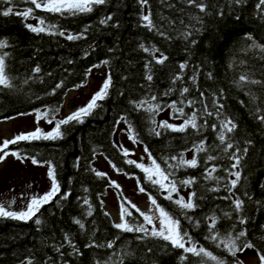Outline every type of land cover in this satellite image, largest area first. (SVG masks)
Here are the masks:
<instances>
[{"label":"trees","instance_id":"16d2710c","mask_svg":"<svg viewBox=\"0 0 264 264\" xmlns=\"http://www.w3.org/2000/svg\"><path fill=\"white\" fill-rule=\"evenodd\" d=\"M197 3H203L204 11L188 0H147L145 4L140 0H106L93 6L91 12L76 15L35 8L27 19L0 15V40L8 43L0 52L8 53L6 72L13 84L11 89L0 88V121L37 110L59 109L50 113L56 118L67 93L84 85L93 68L105 67L111 77L107 97L98 101L100 106L83 123L62 125V139L9 145L10 151L34 156L41 164L51 161L56 166L60 192L32 220L0 218V264H120L121 260L123 264H216L192 254L182 260L183 250L168 242L115 228L117 222L104 202L108 188L114 186L107 174L96 175L104 173L95 165L100 155L120 172L138 177L145 192L180 220L192 242L225 264L245 262L241 252L233 257L223 245L218 247V242L209 239L210 217L216 218L215 231L221 237L246 230L244 239L255 247L244 251L264 254V122L257 118L264 115V5L260 0ZM8 7L23 12L33 5L28 0H13L12 4L0 0V12ZM148 14L152 27L142 19ZM108 16L112 19L102 24ZM41 19L45 27H54L41 33L26 27L33 25L31 20H36L33 26H37ZM69 34L80 38L68 40ZM161 56L167 57L165 62L156 63ZM37 67L38 73L34 71ZM241 75L261 83L242 86ZM184 88L188 92L183 93ZM153 96L156 100H151ZM141 101L159 103L163 110L154 115L145 110L147 104L137 107ZM173 102L176 108H183V116L169 107ZM218 104L223 105L219 117L215 115ZM193 112L197 113L198 130L158 129L159 136L152 131L153 119L156 125L162 121L171 124L168 118L179 120L181 123L173 124L179 126ZM225 118L237 125L227 133L226 143L233 144L227 152L219 141L220 123ZM117 121H127L136 141L147 147L162 169L177 163L171 157L183 155L190 160L195 156L197 167L170 171L179 190L196 194L197 207L180 209L165 198L166 192L149 183L139 168L126 163L132 159L123 155L116 141ZM201 141L206 151L197 152ZM233 153L242 157L239 167L232 169L241 176L230 192L229 181L235 179L228 171ZM208 156L215 159L208 160ZM213 165V178H206ZM188 179L195 182L188 186L179 183ZM117 191L122 203L126 198L120 189ZM179 196L174 193L173 200ZM229 196L231 199H225ZM236 198L243 201L240 210L235 209ZM125 207L132 212L130 223H144L135 209L128 204ZM37 218L40 224L35 223ZM241 219L246 223L241 224ZM109 243L112 248L107 247Z\"/></svg>","mask_w":264,"mask_h":264},{"label":"snow or ice","instance_id":"6c2138e0","mask_svg":"<svg viewBox=\"0 0 264 264\" xmlns=\"http://www.w3.org/2000/svg\"><path fill=\"white\" fill-rule=\"evenodd\" d=\"M3 2L12 4L13 0H3ZM28 2L33 5V7H29L25 9L23 12L20 11H14L13 7H8L3 12H0V15L3 16H9V15H17L24 17L27 19L29 16L33 14V9H42L47 12L51 13H59L61 15H64L65 13L76 15L78 13H86L91 12L93 10V6L95 5H103L106 3V0H28ZM239 2V0H237ZM141 4L147 3V0H140ZM188 3L198 7L201 11H204V5L203 3H197V0H188ZM260 4L264 5V0H260ZM112 17L108 16L106 19L102 20L101 23H107L108 20H111ZM143 21L146 22L147 27H152V20L150 18V14L143 15L142 17ZM28 29L35 33H41L48 31L49 28L54 26H44V21L41 19L39 20V24L37 26L33 25H26ZM51 34V33H50ZM60 35H64L63 32L59 33ZM162 34V33H161ZM80 37L74 36L69 34L67 36L68 40H74L78 39ZM8 47V43L5 40H0V50ZM142 48H144L143 45H141ZM253 47H261L259 45H253ZM261 50L264 51V47H261ZM145 52H148V48H144ZM8 56L7 52H0V88H13L12 84V77H10L6 72V63L5 59ZM167 59L166 56H161L156 59V63L163 64L165 60ZM103 63H107V61H104ZM93 67H97L94 65ZM181 69L185 67V65H180ZM35 72H39V67L35 68ZM91 69H89L90 73ZM87 75V73H86ZM180 77H177L179 79ZM148 80L152 79L151 75L147 76ZM239 82L243 86L244 84H260L261 81L259 80H250L247 75H241L239 77ZM27 83V81H25ZM61 82L60 84H57L56 88H60L62 86ZM111 84V77L109 76L105 83L102 85L101 89L96 92L91 100L84 105L83 107L78 108L75 112L67 116L65 119L61 120H55V115H51L50 113H55L59 109H49L45 110V112L42 114L43 118L47 120L49 124H52L55 120V127L52 129V131L44 133L41 129L37 128L35 131L30 133H21L17 136H15L13 139L3 140L2 143H0V162H3L9 155L14 156L15 158L21 160L23 162L25 159H31V162L36 165L39 162L37 159L33 157L28 156H22L18 151H10L9 145H15L19 143L20 141H32V140H57L62 139L64 133L61 131L62 125H67L69 123L75 122V123H83L84 118L90 116L92 112L98 108L100 105L98 101L104 100L108 95V89ZM82 85H77L76 87H80ZM55 92V89L53 90ZM188 92L187 88L183 89V93ZM182 93V94H183ZM201 95H203L201 93ZM151 100H156V97H151ZM193 101H188V104L191 105ZM145 104H147L146 111L153 113L154 115L162 111L159 103L152 104L149 101H141L137 105V107L144 108ZM169 107L175 109L177 113H179L180 116L184 115L183 108H176L175 102H173ZM223 108L222 104L217 105V111L215 115L217 117L220 116V110ZM207 115H213V113L207 112ZM41 118V113L39 110H37V119L39 120ZM261 122H264V115H259L257 117ZM122 120H124V117H121ZM197 113L193 112L190 117L184 120L183 124L177 126L173 124H169L167 121L160 122L159 125H156L155 119L152 120V123L154 125L152 131L155 135L159 136L160 131L158 129H164V130H171L174 132H184L187 130L188 127H191L193 129L198 130L197 125ZM127 123V121H125ZM119 123V121H117ZM206 123V122H205ZM214 129L216 128V125L212 126ZM237 125L230 119L225 118L220 123L221 131L219 132V141L221 144L225 145L224 151L227 152L229 149L233 148V144L227 140V133H231L236 129ZM129 129H131V126L129 125ZM130 139H133L134 142H136V138L134 135H130ZM123 155L128 156L129 152L126 149H123ZM196 151H206V148L204 147V142L201 141L200 145L196 147ZM240 149H236V152H239ZM145 152L148 154L151 164L145 165L144 163L140 162L137 163L134 160H127L126 163L132 164L135 167L139 168L144 174L145 179L151 183L154 187H158L162 192H166V199L172 200L173 203H175L180 209L182 210H192L197 205L194 203V198L196 194L193 192L189 195V198L187 201L183 196H179L177 199L173 200V194L178 193L179 189L177 187V181L175 179H172L173 172L170 171V169H176L180 167H197L198 161L195 158V156L190 160H185L183 158V155L179 157H171V160L177 161L176 164H168V169H162L160 167V164H158L151 156V153L148 152L147 147H145ZM244 152H247V149H244ZM208 160L215 159L212 156H208ZM230 159L233 161V163L230 165V168L228 169L231 176H234L235 179H231L229 181L230 188L229 191L231 192V189L235 188L237 183L240 180V171H232V169H237L240 165V161L242 159L241 156L236 155V153H233L230 156ZM167 163V161H165ZM44 164L48 166V173L51 180V189L43 194V195H25V193H21L20 197L22 199L27 200L28 202L25 205L24 210L21 211H14L10 210L9 206L5 203L0 201V218H10L14 220H22V221H28L32 220L33 217L36 216V214L40 211L41 207H43L45 204L49 203L56 195L60 192V185L57 181V171L56 166L52 164L51 161H44ZM115 167V165H113ZM119 171V169H117ZM216 171L215 165L211 167V169L208 170V177L206 178H213L212 173ZM97 176H104L106 174L97 172ZM138 182V190L140 192H144L145 188L139 184V178L136 177ZM195 181L192 179L188 180H182L179 181L180 184H183L185 186L193 184ZM110 184L117 189H119V185L116 184L114 181H110ZM31 187V186H29ZM214 191L216 189H213ZM67 193L64 194V198H67ZM246 195V194H245ZM225 199H231V197H225ZM15 201H12L14 203ZM85 203L87 204L88 201L85 200ZM234 206L236 210H240L243 205V201L239 198H236L233 200ZM125 204L130 205L132 209H135V211L143 218L144 223L142 224H133L129 222L130 217H132V212L129 211L128 207H125ZM149 204H150V211L144 212L141 211L139 208L136 207V205L131 204L130 201H127L126 199L121 203L120 206V217L121 222L114 225L115 228L120 229L124 232H137V233H143L144 236H151L155 238H159L165 242H168L173 248L181 249L183 250V253L185 254L182 256V260L187 259V254H192L196 257L204 258L206 257L208 260L215 261L216 264H225L223 260H219L216 256H214L211 252L207 251L204 247L200 246L198 247L194 242H192V237L186 232L183 231L181 228V222L178 218H174L165 208L161 207L158 203L155 197H153L151 194H149ZM89 215H91V212H89ZM211 223L209 225V239L213 240L214 242H218L217 246L223 245V247L227 250L228 253H230L231 256L236 257L238 252H243L245 249H252L255 246L251 243V241H248L244 239L247 236L246 230H241L238 233H236L235 236H233L231 233H229L225 237H221L219 233L215 231V224H216V218L210 217L208 218ZM36 224H40L41 221L37 218L35 219ZM76 223H80L79 221H76ZM159 224V228L156 227V224ZM198 223V222H197ZM240 223H246L244 219L240 220ZM148 225H151V228L147 227ZM83 227V225H81ZM143 238V237H141ZM70 243V241H69ZM108 248H112L113 244L109 243L107 245ZM150 251V250H149ZM259 261L260 264H264V254H259ZM29 264H31V261H29ZM120 264H123V261L121 260ZM237 264H242V262L237 261Z\"/></svg>","mask_w":264,"mask_h":264},{"label":"rangeland","instance_id":"374dc122","mask_svg":"<svg viewBox=\"0 0 264 264\" xmlns=\"http://www.w3.org/2000/svg\"><path fill=\"white\" fill-rule=\"evenodd\" d=\"M33 25L37 24L36 20L30 21ZM108 78L107 70L105 67L93 68L87 82L77 89L69 91L66 95L64 105L60 114L55 120L65 119L67 116L75 112L78 108L86 105L92 98V96L98 92L102 85ZM41 118L37 119V111L21 115L8 120L0 121V143L3 140H11L15 136L21 133H30L37 128L42 132L47 133L52 131L55 127V120L52 124H49L46 119L43 118V110H39ZM171 124L181 123L179 120H172L168 118ZM132 135L131 129L124 121H120L116 130V141L122 149H126L129 152V157L137 163H144L146 166L151 164V160L148 154L145 152V148L138 143L130 139ZM95 165L102 172L107 174L111 181H114L119 185L123 196L136 205L141 211L149 212V194L147 192H140L138 190L137 179L133 176H129L123 172L117 171L104 156H98L95 160ZM48 173V166L46 164L38 163L34 165L31 159H25L23 162L9 155L3 162H0V201L5 202L10 210L21 211L24 210L26 203L25 199L20 197L21 193L25 195H43L51 189V180ZM31 186V187H29ZM186 200L189 198L188 189H181L178 192ZM12 201H15L12 203ZM105 207L111 214L113 220L117 223L121 222L120 217V198L117 189L110 187L104 196ZM159 228V224H156ZM241 258L245 264H260L259 256L251 251L247 250L241 252Z\"/></svg>","mask_w":264,"mask_h":264}]
</instances>
